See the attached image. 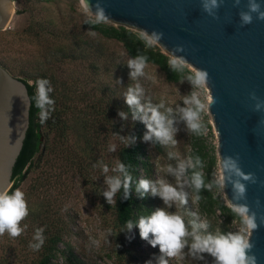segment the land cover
I'll return each instance as SVG.
<instances>
[{
	"label": "rangeland",
	"instance_id": "374dc122",
	"mask_svg": "<svg viewBox=\"0 0 264 264\" xmlns=\"http://www.w3.org/2000/svg\"><path fill=\"white\" fill-rule=\"evenodd\" d=\"M12 1L14 11L9 24L5 30H0V62L12 70V75L28 77V83L34 85L37 80L43 79L41 74L47 72L49 78L56 81V86L52 88L57 87L60 91V100L68 98L66 103H70L68 112L65 108L63 114L66 128L57 133L52 131L47 140H42V152L13 191L20 189L25 193L30 211H43L61 220L65 241L85 264H120L113 252L111 212L99 199L93 186L96 188L98 184L103 191L107 190L105 179L111 176L109 171L122 141L116 137L102 141V162H94L89 170V164L83 158L84 139L79 122L80 116L87 111L85 101L92 103L93 98L106 97L123 102L128 87L139 84L143 89L142 105L162 104V113L172 108L177 144L165 145L159 141L156 144L153 139L145 141V128L143 143L151 168L147 174L141 170L140 176L153 181L165 179L174 186L178 182L176 176L168 172V167L176 169L181 161L192 160L194 163L195 157H200L195 154L196 151L200 152L204 165L203 168L199 167V171L205 174L208 162L214 157L210 181L214 174H220L217 134L211 115L209 112L201 114L200 119L206 124V131L202 135L191 133L177 111L184 107V97L194 90L189 81L168 82L158 67L150 63H147L143 76L132 80L127 66L131 58L121 44L82 27L83 21L93 17L85 12L80 0ZM68 55H72V58H67ZM187 67L194 71L190 65L187 64ZM197 92L205 95L204 90ZM113 145L115 151H109ZM104 165L109 169L107 173L103 171ZM188 179L186 172L179 182V190L188 194V203L183 206L173 204L169 211L184 216L190 231L194 219L191 213L195 212L199 217L197 222L203 220L209 223L208 232L222 233V214L216 211L210 215L201 208L199 200H195L193 189L185 183ZM211 191L214 197L223 198L228 205L223 191L215 187ZM154 197L158 208L164 207L159 196ZM238 227L233 222L229 231H236ZM60 246L63 247V244ZM24 250L7 233L0 236V264H29ZM132 253L135 258L123 264H146L148 261L158 264L161 255L158 246L153 248L142 240L133 245ZM59 263L65 264L62 258ZM168 264H212V259L205 256L197 261L186 255L183 261L170 259Z\"/></svg>",
	"mask_w": 264,
	"mask_h": 264
},
{
	"label": "water",
	"instance_id": "95a60500",
	"mask_svg": "<svg viewBox=\"0 0 264 264\" xmlns=\"http://www.w3.org/2000/svg\"><path fill=\"white\" fill-rule=\"evenodd\" d=\"M97 0H91L95 5ZM264 7V0H258ZM110 16L107 22L141 32H162L158 45L171 57L182 46L194 71L206 70L215 103L209 114L217 134L219 164L225 156H239L243 172L253 173L256 183H246V203L256 212L258 229L251 237L257 264H264V111H254L264 101V20L253 14L251 24L240 26V11L234 0H223L217 18L202 10L201 0H100ZM12 0H0V30H5L13 13ZM31 99L26 83L0 65V190L12 185V170L29 127ZM221 169V168H220ZM231 206L232 187L224 189ZM259 201V205H257Z\"/></svg>",
	"mask_w": 264,
	"mask_h": 264
},
{
	"label": "clouds",
	"instance_id": "9594fccd",
	"mask_svg": "<svg viewBox=\"0 0 264 264\" xmlns=\"http://www.w3.org/2000/svg\"><path fill=\"white\" fill-rule=\"evenodd\" d=\"M241 0H234V6L238 7ZM86 13H90V19L85 21L86 24H99L107 22L110 18L105 8L97 0L95 5L91 0H80ZM223 0H201L202 10L213 18H217L216 12L220 8ZM253 14L258 20H264V7L258 0H248L247 10L240 11V26L251 24L253 22ZM141 37L144 39L146 46L161 45L163 38L162 32L141 29ZM182 46H177L171 53L169 67L173 71L184 72L188 61L184 56H178L176 53L183 52ZM148 57L137 55L127 62L130 69L129 76L132 80L145 74ZM193 87V92L184 97V107H180L177 111L180 113L181 119L185 122L187 129L196 135H202L206 131V124L201 121L202 113H208L211 106L215 103L210 88V77L206 70L196 69L185 77ZM197 90H204L205 95L201 96ZM53 91L51 83L47 79H39L35 85V107L38 109L37 116L39 122L44 124L55 110V101L51 98L50 93ZM143 89L139 84L134 87L129 86L125 93V103L129 108H135L133 119H139L147 128L144 140H152L153 137L161 144H171L175 146V133L177 129L174 127L175 120L173 118V109L168 108L165 113L160 111L163 105L153 106L152 104L142 105L141 96ZM250 99L256 101L254 111H264V101L260 100L255 92L250 93ZM118 115L122 119H127V114L119 111ZM123 140V138H121ZM134 141V138H132ZM109 151H115V146H110ZM95 167V166H94ZM197 167L203 168V162L199 156L187 162L181 161L176 169L168 167V172L175 175L178 185L167 182L165 179L150 180L140 179L136 185V192L141 198L147 194L159 196L163 201L164 207L156 208L149 215H143L136 223L139 229L140 238L148 241L153 247H159L160 257L158 264H168L170 259L183 261L187 256L193 260H203L205 256L211 257L212 264H257V258L252 253L254 244L251 242L252 234L258 229L256 212L252 211L246 203L239 201L246 200V183H256V177L253 173H245L240 167L239 156H225L222 158L220 174H214L213 179L206 183L205 176L202 171L195 170ZM193 169L190 178L185 181L192 189H194L195 200L201 199V190L207 189L211 191L215 187L218 191L224 189L230 184L232 187V203L231 211L239 217V227L236 231L227 233L208 232L209 223L199 220L197 213L193 212L194 217L191 222V231L186 225L184 216L177 212L169 211L173 204L180 206L188 203V194L179 190V182L181 177L185 176L188 169ZM107 165L103 166V171L108 172ZM114 171L123 174V180L119 176L106 177L105 183L108 188L103 192L104 198L109 204L114 203L116 193L123 188L125 199L130 194L132 176L128 173L123 163H118ZM259 205V201H257ZM29 215L28 203L25 193L20 189L9 194L8 190H0V236L7 233L10 237H19L24 228L21 222ZM133 223L128 221L127 229L133 228ZM44 228H37L34 236L36 243H30L29 247L38 251L44 244L43 236ZM151 237V239H150ZM187 249V253H185ZM167 257V259H165ZM151 264V261L146 262Z\"/></svg>",
	"mask_w": 264,
	"mask_h": 264
},
{
	"label": "trees",
	"instance_id": "16d2710c",
	"mask_svg": "<svg viewBox=\"0 0 264 264\" xmlns=\"http://www.w3.org/2000/svg\"><path fill=\"white\" fill-rule=\"evenodd\" d=\"M85 21L82 22V27L97 32L107 39L119 42L129 58H134L137 55L148 57L147 63L156 65L168 82L178 83L185 80V77L192 73L187 66L184 72L173 71L169 67L170 56L163 53L158 46H146L141 33L138 31L111 23L86 24ZM67 58H72V55H68ZM0 65L12 74V70L9 67L1 62ZM41 75L43 79L51 81V86H56V81L50 79L47 72H43ZM18 78L23 80L27 85L31 105L29 110V127L26 131L20 153L13 166L12 185L8 190L9 194L25 178L26 173L32 168L35 159L42 152L44 148L42 140H47L48 135L52 131L57 133L58 130L66 128L63 114L66 112V109L68 112L70 107V103H66L68 100L67 96L64 95V98H67L65 101L60 100L61 96L58 95L60 91L57 87L53 88L50 96L55 101V110L51 113L50 118L44 124H41L37 116L38 109L35 107L33 99L35 85L28 83V77ZM85 103H87V111L83 112V116H80L79 122L81 123L80 128L84 139L83 158L88 162L89 170L91 171L93 168L94 162L97 164L102 162L103 153L100 150L102 141L116 137L122 143L115 152V162L109 173L111 176H119L123 180V174L113 170L118 163H123L128 173L132 176L128 198L125 199L124 190L121 188L116 193L113 204H109L104 198L102 187L100 188L98 184L96 188L93 186L94 191L100 197L99 199L111 212V238L115 245L113 250L114 257L120 264H123L128 259L135 258L132 253L134 244H139L141 240L148 242L140 238L139 229L135 226L139 218L143 215H149L158 208L154 196L149 193L141 198L140 194L135 190L138 181L142 179L140 176L141 170L147 174L151 168L149 155L143 143V134L146 127L139 119H133L135 108H129L125 101L121 102L118 99L97 97L92 99V103L86 101ZM119 111L125 112L127 119H122L118 115ZM132 138H134V141ZM153 140L157 144V140L155 138ZM195 154H199L201 157L199 151H196ZM214 164L215 158L212 157L206 166L204 174L206 183L210 182ZM195 170L199 171V167ZM192 171L193 169L191 168L187 171L189 178ZM194 194L196 195L195 192ZM200 197L199 204L206 213L214 215L216 211H219L222 214V233L229 232V226L233 222L239 225V217H236L232 213L230 206L225 203L223 198L214 197L212 191L207 189L201 190ZM128 221H131L134 225L130 231L126 227ZM21 227L24 228V232L19 237L12 239H16L21 248L25 249L24 255L25 258L29 257V264H61L59 263L60 258L63 259L65 264H85L74 253L71 245L65 241L64 225L59 218H54L47 213H43V211L29 210V215L21 222ZM37 228H44L43 236L45 237V241L43 246L38 251H35L29 247V244L36 243L34 236ZM62 244L63 247L60 246Z\"/></svg>",
	"mask_w": 264,
	"mask_h": 264
}]
</instances>
